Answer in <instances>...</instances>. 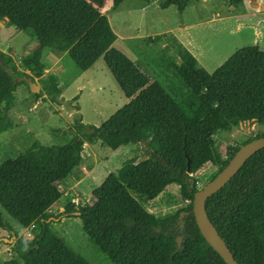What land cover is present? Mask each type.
I'll list each match as a JSON object with an SVG mask.
<instances>
[{"label": "trees", "instance_id": "16d2710c", "mask_svg": "<svg viewBox=\"0 0 264 264\" xmlns=\"http://www.w3.org/2000/svg\"><path fill=\"white\" fill-rule=\"evenodd\" d=\"M151 3L157 0H141ZM237 5L242 0H227ZM123 0H0V22L24 31L36 47L15 65L0 52V136L11 131V112L20 85L43 76L42 50L67 54L86 71L102 58L129 102L99 127L74 117V134L64 145L36 140L0 165V228L16 233L2 221L5 211L22 228L32 227V239L16 238L11 258L2 264H89L51 230L48 213L62 196L65 181L83 161V145L95 140L116 150L137 146L138 155L125 160L91 192L93 203H69L63 215L80 220L90 242L111 264H225L206 243L192 215L198 191L197 174L207 164L224 169L244 144L264 132L230 146L221 159L214 153L215 137L229 134L242 123L264 126V51L257 46L236 50L212 73L206 72L174 37L144 38L145 44H166L155 63L163 81H149L122 52L111 47L114 36L102 14L107 3L116 9ZM188 0H163L183 11ZM48 93L53 89L46 86ZM76 111L78 108L73 107ZM176 185L189 203L173 214L156 217L142 205ZM205 212L237 264H264V149L249 158L238 173L205 201ZM74 213H78L75 215ZM11 237V236H10ZM180 237V247L176 239Z\"/></svg>", "mask_w": 264, "mask_h": 264}, {"label": "rangeland", "instance_id": "374dc122", "mask_svg": "<svg viewBox=\"0 0 264 264\" xmlns=\"http://www.w3.org/2000/svg\"><path fill=\"white\" fill-rule=\"evenodd\" d=\"M159 1L161 3L163 0ZM206 1L204 3L203 0H188L183 11H178L173 6L160 12L151 8L144 10L141 7L144 4L141 0H124L116 9L105 7L106 16L113 30L123 38L120 39L118 36V39H114L113 47L119 48L120 50H117L130 59L149 78L150 83L157 78L163 83H168L163 79L167 74L161 73L155 60L160 49L164 52L167 50L165 52L167 55H172V51L166 44L147 45L144 42L145 39H139L140 35L187 26L190 36L189 49L194 52L199 65L208 73L216 70L239 48L257 46L264 51V25H262L264 12L258 8L256 10L258 16H250V13L254 11L251 8L252 0H248L249 2L242 0L240 5H232L227 0ZM254 1L264 6V0ZM199 8L204 10L202 17L198 15ZM236 15L241 19H235ZM30 20V17L24 19L19 22L18 27L0 22V50L3 51L0 52L11 57L15 65H18L20 57L36 47L35 39L24 32V27ZM255 27H259L258 35H256ZM157 36L159 35L151 39ZM127 37L130 39H125ZM69 65H72V69H76L71 60ZM67 74L69 79L60 84H55L54 80L47 77L42 80L37 79L36 84L42 91L39 98L30 95L25 85L17 88L15 93L17 105L11 112L15 127L0 136V165L23 152L34 140L42 145L68 143L74 134L75 116L85 125L99 127L127 104L126 98L102 58L80 76L74 75L69 69ZM16 81L19 83L23 79L16 77ZM47 85L52 87V94L48 93ZM73 107H77L78 111ZM262 132H264V126H258L253 122L242 123L231 133L215 137L214 153L224 159L230 146L238 145ZM136 147L123 146L111 150L100 146L96 140L89 146L84 144L83 164L80 163L70 177L59 183L62 196L48 210L53 217L62 213L60 218H55L52 222L51 230L63 238L68 246L84 257L89 264L111 263L87 238L80 220L63 215V211L69 203L75 207L91 205L92 190L125 160L138 155ZM91 151L96 161H93ZM93 167L92 173H84V170L88 171L90 168L92 170ZM217 169L218 164H207L195 174L198 190L210 181ZM187 204V201H183L180 197L179 188L176 185H169L152 201H142L145 209L156 217L173 214ZM1 216L3 223L16 233V238L32 239L34 235L32 227L25 231V228L22 229L3 210H1ZM1 230L3 229L0 228V241L11 238L12 231L1 232ZM16 238L11 243L0 242V264L11 258L10 249Z\"/></svg>", "mask_w": 264, "mask_h": 264}, {"label": "water", "instance_id": "95a60500", "mask_svg": "<svg viewBox=\"0 0 264 264\" xmlns=\"http://www.w3.org/2000/svg\"><path fill=\"white\" fill-rule=\"evenodd\" d=\"M251 4L254 8H259L264 12V6L258 5L254 0L251 1ZM0 64L3 66L1 59ZM22 79L28 84L29 90L32 94H38L40 92L39 86L32 82L30 78ZM261 149H264V137L254 139L241 146L227 166L193 196L192 215L199 233L206 243L220 256L225 264H237V262L234 260L225 242L208 219L205 212V201L212 194L222 189L238 173L246 161ZM74 214L78 215V213ZM13 239H15V236L14 233L11 232L10 239H1L0 242L11 243ZM176 243L177 246L180 247V237L176 239Z\"/></svg>", "mask_w": 264, "mask_h": 264}, {"label": "crops", "instance_id": "0c3cea01", "mask_svg": "<svg viewBox=\"0 0 264 264\" xmlns=\"http://www.w3.org/2000/svg\"><path fill=\"white\" fill-rule=\"evenodd\" d=\"M124 1V0H123ZM245 1V0H244ZM250 1V0H249ZM248 0H246L245 2H249ZM203 2L204 3H206L207 1L206 0H203ZM123 3V2H122ZM121 3V4H122ZM144 4L143 5H141V7L144 9V10H149L150 8L152 9V10H154V11H157V12H160L161 10H163V9H161L160 8V1L159 0H157V1H154V2H151V3H145V2H143ZM120 4V5H121ZM119 5V6H120ZM238 5H240L239 3H238ZM242 5V4H241ZM259 5V4H258ZM119 6L117 7V8H119ZM105 7L107 8V9H109V8H111V4L110 3H107L106 5H105ZM251 8L252 9H254V11H253V13H250V16H258L257 15V9L256 8H254L253 6H252V4H251ZM244 9V8H243ZM246 10V9H245ZM203 9L202 8H199L198 9V15L199 16H201L202 17V13H203ZM252 11V10H251ZM263 12V11H262ZM102 14L106 17V19H107V21H108V28H109V31L112 33V35L114 36V39H118V36L119 35H117L116 33H115V31L113 30V28H112V26H111V23H110V21H109V18L106 16V10H105V8H104V10L102 11ZM244 16V15H243ZM200 17V18H201ZM235 18V17H234ZM235 19H241V17L240 16H238V15H236V18ZM263 23H264V21H263ZM4 24H6V23H4ZM4 24H2V25H4ZM262 25H264V24H262ZM239 27H241V25L239 26ZM187 28V26H182V27H179V28H177V29H168V30H159V31H157V32H154V33H148V34H144V35H140V36H138L139 37V39H144V38H148V37H150V38H152L153 36H156V35H168L167 37H169V35H172V37H174L180 44H182V46L185 48V49H187L191 54H192V56L195 58V55H194V52L192 51V50H190L189 48H190V36H189V32H188V30L186 29ZM259 27H255V30H256V35H258L259 34ZM25 32V31H24ZM178 33H180V34H178ZM120 37V36H119ZM120 39H123L122 37H120ZM125 39H130V37H127V38H125ZM114 43L115 42H112L111 44H110V46L111 47H113L114 46ZM117 49H119V48H117ZM120 50V49H119ZM1 52H3L2 50H0ZM167 50H165V52H166ZM29 53V52H28ZM27 53V54H28ZM20 59V58H19ZM196 59V58H195ZM69 60H70V58L68 57V55L65 53V54H62V55H58V54H55V53H53L52 51H50L49 49H47V48H45V49H43L42 50V53H41V61H42V63H43V65H44V72H43V76L40 78V79H38V80H42L43 78H50V79H52V80H54V82H55V84H60L61 82H63L64 80H66V79H69V77H68V74H67V70L69 69V70H71L72 71V73L74 74V75H77V76H80V74H82V72H85V71H82V70H80V69H78L77 67H76V69H72V65H69ZM98 61V60H97ZM96 61V62H97ZM95 62V63H96ZM95 63H94V65H95ZM18 64H19V62H18ZM72 64L74 65V63L72 62ZM199 64V63H198ZM93 65V66H94ZM92 66V67H93ZM91 67V68H92ZM90 68V69H91ZM90 69H88V70H90ZM88 70H86V71H88ZM76 76V77H77ZM36 81H37V79H35L34 80V83L36 84ZM37 85V84H36ZM57 86V85H56ZM40 88V87H39ZM58 89V88H57ZM58 91V90H57ZM126 101H127V103L129 102V100H127L126 99ZM85 145H87V146H89V145H91V144H86L85 143ZM86 149V148H85ZM91 153H92V156L94 157L95 155H94V153L91 151ZM96 157H94V160L93 161H96V159H95ZM83 164V162H81V165ZM89 167H90V165H89ZM93 170H94V167H93V169L91 170V168H90V170H84L85 172L84 173H89V172H93ZM31 228V227H30ZM23 229V228H22ZM27 229H29V228H25V231H27ZM1 232H4L3 230H1ZM1 237H3V236H1ZM8 255H10V254H8ZM7 260H9V259H7Z\"/></svg>", "mask_w": 264, "mask_h": 264}, {"label": "built area", "instance_id": "2783aa9c", "mask_svg": "<svg viewBox=\"0 0 264 264\" xmlns=\"http://www.w3.org/2000/svg\"><path fill=\"white\" fill-rule=\"evenodd\" d=\"M187 203H189V202L187 201Z\"/></svg>", "mask_w": 264, "mask_h": 264}]
</instances>
